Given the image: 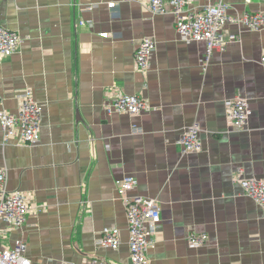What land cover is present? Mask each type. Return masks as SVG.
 Listing matches in <instances>:
<instances>
[{
  "label": "crops",
  "instance_id": "obj_1",
  "mask_svg": "<svg viewBox=\"0 0 264 264\" xmlns=\"http://www.w3.org/2000/svg\"><path fill=\"white\" fill-rule=\"evenodd\" d=\"M220 1L191 0L187 10ZM222 1L234 15L264 14V0ZM167 10L155 15L141 0H0V23L22 37L0 59V111L17 113L26 89L44 107L37 144L6 143L0 126V167L33 208L1 246L23 239L40 263L131 264L116 186L130 175L138 179L131 193L161 207L150 264H264V208L237 181L264 180V26L229 25L236 39L206 63V43L182 40ZM145 37L157 48L144 74L135 54ZM117 93L140 95L150 108L109 115L104 105ZM238 96L252 110L240 131L226 109ZM194 123L203 148L184 153L179 139ZM105 227H119L118 250L98 245ZM190 231L207 243L189 247Z\"/></svg>",
  "mask_w": 264,
  "mask_h": 264
},
{
  "label": "built area",
  "instance_id": "obj_2",
  "mask_svg": "<svg viewBox=\"0 0 264 264\" xmlns=\"http://www.w3.org/2000/svg\"><path fill=\"white\" fill-rule=\"evenodd\" d=\"M148 10L155 15L171 12L176 18V29L182 40L187 42L206 43V63L214 50L224 51L235 40L228 26L239 24L257 30L264 26V14L230 13V5L224 1L208 4L199 11L187 10L191 0H141ZM116 3H109L113 8ZM87 9H93L89 5ZM81 25L85 24L81 21ZM108 37L109 33H101ZM22 42L18 31L6 28L0 23V59L14 54ZM157 43L153 38L145 37L139 44L135 54L137 69L146 73L156 51ZM264 65V54L260 59ZM20 107L17 113L0 111V126L4 141L16 139L19 143L34 145L41 141L42 116L44 107L34 95L32 89H26L20 95ZM107 113H127L137 115L150 108L148 101L136 94L117 93L110 97L104 105ZM227 121L236 130H244L252 114L247 99L238 96L226 102ZM201 127L194 123L185 128L179 143L184 153L199 152L203 148ZM238 183L243 190L264 208V180L254 177H239ZM138 179L126 175L117 180V193L123 199L127 212L128 244L131 264H150L149 251L155 245L154 235L162 222L161 207L157 198L131 192L137 187ZM33 210L29 196L19 190L9 189V171L7 166L0 167V239L7 232H14L24 227L29 213ZM2 224L5 226L3 227ZM188 245L200 248L208 241L205 233L190 231ZM121 231L119 227H105L102 230L98 245L101 248L118 250L120 248ZM0 264H50L33 261L28 256V244L17 239L13 247L0 245ZM60 264H69L63 261ZM90 264H111L104 259L93 258Z\"/></svg>",
  "mask_w": 264,
  "mask_h": 264
},
{
  "label": "rangeland",
  "instance_id": "obj_3",
  "mask_svg": "<svg viewBox=\"0 0 264 264\" xmlns=\"http://www.w3.org/2000/svg\"><path fill=\"white\" fill-rule=\"evenodd\" d=\"M115 3V2H114ZM207 6V5H206ZM205 7V6H204Z\"/></svg>",
  "mask_w": 264,
  "mask_h": 264
}]
</instances>
